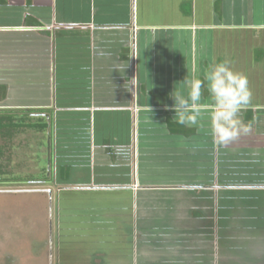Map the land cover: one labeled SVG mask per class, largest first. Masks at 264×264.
<instances>
[{
    "label": "crops",
    "instance_id": "obj_1",
    "mask_svg": "<svg viewBox=\"0 0 264 264\" xmlns=\"http://www.w3.org/2000/svg\"><path fill=\"white\" fill-rule=\"evenodd\" d=\"M232 48L238 53L227 60L253 83L252 70L264 71V0H0V113L14 116L17 137L29 132L48 150L54 145L48 182L60 207L99 212L89 221L78 216L75 229H99L102 245L126 244L120 226L132 224L137 234L139 207L146 213L158 199L178 196V182L199 178L201 151L215 160L221 149L210 134L206 86L198 126L177 123L165 106L176 88L187 93L186 78L203 80ZM241 115L264 117V101ZM23 117L47 128L26 129ZM255 140L245 144L263 159L264 140ZM238 147L223 146L224 158ZM51 158L50 151L49 165ZM216 165L207 173L213 180ZM257 175L264 180V169ZM205 190L214 193V206L203 209L216 233L207 260L264 264V205L235 202L219 221L216 202L219 192L264 197V188Z\"/></svg>",
    "mask_w": 264,
    "mask_h": 264
},
{
    "label": "rangeland",
    "instance_id": "obj_2",
    "mask_svg": "<svg viewBox=\"0 0 264 264\" xmlns=\"http://www.w3.org/2000/svg\"><path fill=\"white\" fill-rule=\"evenodd\" d=\"M232 49L225 59L228 55L236 57L238 52ZM258 71L252 70L256 75L253 83L250 74L245 72L251 90L255 91L252 103L264 101L263 67ZM8 135L11 136L10 132ZM10 138L8 141L0 137V264H148L150 259L149 264L163 263L160 258L164 252L149 247L145 250L144 260L147 261H135L140 236L132 224L128 229L121 226L118 229L117 236L128 241L119 245L99 244L102 242L99 229L88 232L75 229L78 216L87 217L89 221L99 212L84 214L87 210L83 207H60L57 187L44 181L52 178L48 177V163L50 151L55 163L54 145L48 150L45 139L42 145L37 141L42 138L31 136L29 132ZM46 191H53V194ZM69 223L75 224L69 231L63 229Z\"/></svg>",
    "mask_w": 264,
    "mask_h": 264
},
{
    "label": "trees",
    "instance_id": "obj_3",
    "mask_svg": "<svg viewBox=\"0 0 264 264\" xmlns=\"http://www.w3.org/2000/svg\"><path fill=\"white\" fill-rule=\"evenodd\" d=\"M242 119L246 123H252V132L243 135L244 139L241 140L240 137L231 143L232 145L242 144L243 147H238L236 152L232 151L231 156L233 158L230 161L224 158L223 146L221 145V149H217L215 160L212 158L211 150L204 152V154L201 151V158L198 161V179L186 178L183 182H178V185L180 184V187L183 188L178 196L158 199L160 205L146 209V213H144L142 205L139 207L137 234L140 238L137 239L136 243L137 261L142 263L147 261L144 260L145 250L146 247H149L155 251L164 252L162 257L160 256V259L163 260L161 264H212V260H207V257L210 256V259L212 257L209 248L212 247V241L216 233L212 222L213 216L211 217L209 212L204 211L203 206H214L215 199L214 193L205 189L213 188L214 185L221 189L264 188V180L257 175L258 170L264 169V158L260 157V151L251 148L249 144H245L247 140L253 141L254 139L256 141L255 138L257 139V137L259 140H264V117H258L254 120L250 116H242ZM28 121L29 118L23 117L20 125L26 129L33 126H37L40 130L47 128V124L33 125ZM18 127L19 125L15 123L14 116L0 113V137H6L10 141V137L15 135L13 131ZM25 128H23V131ZM88 130L85 128L84 135L89 139L90 133L87 132ZM8 132L11 134L10 137H8ZM3 145L5 144L3 143ZM262 153H264V150H262ZM204 156L207 158L204 159ZM214 161L217 162L216 180L207 175L208 172L213 170ZM52 165L51 160L50 166L52 167ZM192 165L196 164H189V166L185 164V168H191ZM229 171H232L233 174L231 179L225 178L226 175L228 176ZM44 181H49V179ZM216 202L219 210L218 220L221 221L222 212L230 208V204L233 205L236 202V204H244L243 206L248 204L253 206L258 203L264 205V197L263 195L262 197L257 196L255 192L228 194L219 192ZM218 230L220 233L221 228ZM196 242H199V245ZM193 243H196V246ZM197 246L199 251H197ZM200 255L205 260L196 259Z\"/></svg>",
    "mask_w": 264,
    "mask_h": 264
},
{
    "label": "clouds",
    "instance_id": "obj_4",
    "mask_svg": "<svg viewBox=\"0 0 264 264\" xmlns=\"http://www.w3.org/2000/svg\"><path fill=\"white\" fill-rule=\"evenodd\" d=\"M187 93L177 88L171 93L174 103L166 108L175 112L173 119L181 125L198 126L202 119V89L206 86L212 109L208 114L210 134L215 143L225 146L252 132V123L242 119V110L250 105L252 90L247 76L235 71L227 59L209 65L203 80L183 82Z\"/></svg>",
    "mask_w": 264,
    "mask_h": 264
},
{
    "label": "water",
    "instance_id": "obj_5",
    "mask_svg": "<svg viewBox=\"0 0 264 264\" xmlns=\"http://www.w3.org/2000/svg\"><path fill=\"white\" fill-rule=\"evenodd\" d=\"M51 194V191H48Z\"/></svg>",
    "mask_w": 264,
    "mask_h": 264
}]
</instances>
